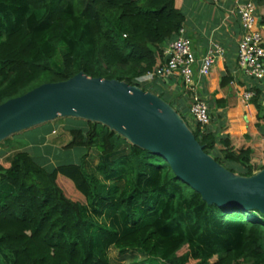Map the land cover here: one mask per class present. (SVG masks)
Here are the masks:
<instances>
[{
  "label": "trees",
  "instance_id": "trees-1",
  "mask_svg": "<svg viewBox=\"0 0 264 264\" xmlns=\"http://www.w3.org/2000/svg\"><path fill=\"white\" fill-rule=\"evenodd\" d=\"M181 2L0 0V103L79 71L150 90L136 78L163 61L184 23ZM231 81L225 64L212 67L226 116L192 131L217 162L250 175L264 166V88L254 84L246 116L242 94L223 93ZM81 121L64 146L94 148L91 167L84 158L47 167L21 146L0 157V264H112L132 251L164 264H264L263 212L208 203L160 155Z\"/></svg>",
  "mask_w": 264,
  "mask_h": 264
},
{
  "label": "water",
  "instance_id": "water-1",
  "mask_svg": "<svg viewBox=\"0 0 264 264\" xmlns=\"http://www.w3.org/2000/svg\"><path fill=\"white\" fill-rule=\"evenodd\" d=\"M60 116L100 122L160 155L208 203L264 213V166L250 175L230 171L203 149L167 100L116 78L79 71L8 98L0 103V141Z\"/></svg>",
  "mask_w": 264,
  "mask_h": 264
},
{
  "label": "crops",
  "instance_id": "crops-1",
  "mask_svg": "<svg viewBox=\"0 0 264 264\" xmlns=\"http://www.w3.org/2000/svg\"><path fill=\"white\" fill-rule=\"evenodd\" d=\"M242 1L244 0H182L181 10L184 14L183 25L186 28V35L192 40V45L196 54L192 86L183 92V87L177 84V78L174 76L168 77L167 79L165 78L163 82H161V78H153L144 84H150V90L156 94L164 91L168 98L171 97L175 102V106L178 107L180 111L186 110V107L188 108L190 96L193 93L200 92L208 99L212 122L219 124L216 120H218L217 116L220 114L222 116L220 117V121H223L226 116V108H223L225 105L215 101V98L219 94V89L212 88L209 83V74L212 68L208 75L202 76L199 74V66L201 57L206 53L207 49L212 43H217L222 48V52L216 57L213 66L225 64L232 76L230 85L223 88V93L227 96L229 101H235L238 94H242L246 88V81L236 73V54L238 41L241 35V26L235 8L236 4ZM259 9L260 8H258V10ZM167 43L166 41L163 44L164 50L167 47ZM164 60L165 54L163 53V61ZM241 109L244 115H251L252 106L250 101L244 99ZM214 114L216 115L215 117ZM54 131L55 129H52V132ZM6 154V150L0 147V157ZM83 158L88 161L90 167L95 165L98 159L97 155L93 157L91 149H88L83 155ZM111 252L115 253V249H112L110 253Z\"/></svg>",
  "mask_w": 264,
  "mask_h": 264
},
{
  "label": "built area",
  "instance_id": "built-area-1",
  "mask_svg": "<svg viewBox=\"0 0 264 264\" xmlns=\"http://www.w3.org/2000/svg\"><path fill=\"white\" fill-rule=\"evenodd\" d=\"M259 6L261 5L255 0H244L238 2L235 8L241 26L236 54V73L246 81V88L242 92L246 100L255 94L253 88L255 83L261 84L264 88V23L261 21L264 10H258ZM185 29L184 25L180 26L175 36L167 41L166 49L163 48L165 60L153 70L137 77L139 83L144 84L153 78L167 79L174 76L182 80L183 92L192 86L196 54ZM221 52L222 48L217 43H212L201 57L199 74L206 76ZM187 110L193 120L192 125H188L191 130L197 123L202 126L212 122L208 99L200 92L190 96Z\"/></svg>",
  "mask_w": 264,
  "mask_h": 264
},
{
  "label": "rangeland",
  "instance_id": "rangeland-1",
  "mask_svg": "<svg viewBox=\"0 0 264 264\" xmlns=\"http://www.w3.org/2000/svg\"><path fill=\"white\" fill-rule=\"evenodd\" d=\"M260 9L261 11L264 10V6H262V4ZM177 84L182 86V80L177 79ZM162 93L166 94L164 91ZM168 99L169 100L167 101L169 103L171 102L170 104L175 109L177 108L179 110L177 111L180 113L187 125H192L191 122L193 120L190 118L191 116L188 113L187 107L186 110L180 111V109L175 106V102L171 99V97ZM215 116L216 115L214 114V117ZM82 119L83 118L78 119L71 116H62L58 119H51L52 121L42 122L40 124L22 129L9 135L12 138L10 141L12 146L5 149L6 153H10L14 147L21 146L32 153L41 164L47 167H52L56 164L79 162L83 158V155L88 151V148L83 146L65 147L64 144L70 137L67 128L71 126L84 125V121H81ZM52 129H55V131L52 132ZM0 147L3 148V145L0 144ZM91 154L93 157L96 155V150L94 148H91ZM111 254L114 255V253ZM126 256L127 257L120 258L119 260L115 258L112 264H164L161 262H148L145 255L135 251L127 252Z\"/></svg>",
  "mask_w": 264,
  "mask_h": 264
}]
</instances>
